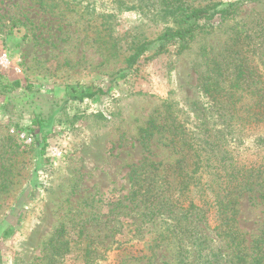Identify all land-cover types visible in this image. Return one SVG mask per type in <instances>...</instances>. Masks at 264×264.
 Here are the masks:
<instances>
[{
    "label": "rangeland",
    "instance_id": "374dc122",
    "mask_svg": "<svg viewBox=\"0 0 264 264\" xmlns=\"http://www.w3.org/2000/svg\"><path fill=\"white\" fill-rule=\"evenodd\" d=\"M192 1L241 6L219 35L156 56L152 43L129 64L134 45L174 27L162 0H0V82L22 84L0 87V264H147L152 234L128 219L141 220L144 193L132 178L181 160L171 124L193 136L212 128L199 81L206 53L229 48L224 32L238 30L264 74V0ZM238 146L243 158L263 154L251 138ZM241 210L240 228L260 235L264 205L244 200ZM163 254L156 263L177 264L169 247Z\"/></svg>",
    "mask_w": 264,
    "mask_h": 264
},
{
    "label": "trees",
    "instance_id": "16d2710c",
    "mask_svg": "<svg viewBox=\"0 0 264 264\" xmlns=\"http://www.w3.org/2000/svg\"><path fill=\"white\" fill-rule=\"evenodd\" d=\"M162 1V12L172 16L174 27L166 28L155 42L134 45L129 64L136 63L152 43L158 45L156 56L166 53L171 45L183 52L198 37L219 35L241 6V2L204 6L192 0ZM224 33L229 48L228 43L221 51L211 47L206 53L209 70L199 78L202 92L211 103V116L215 115L212 128H201L204 134L193 136L171 124L170 143L182 154L181 160L166 164L162 176L154 168L138 184V176L132 178L144 193L136 205H140L137 215L141 220L128 219L133 220L137 231L148 228L152 234L147 242L150 255L142 258L147 264L166 258L163 251L167 247L177 264H264V230L252 236L240 228L239 220L244 200L264 205V74L252 60L256 49L244 51L240 45V32ZM247 52L250 56L245 55ZM0 87L1 93L7 94L22 84L18 80L0 82ZM26 88L32 90L31 86ZM95 93L101 92H82L78 99L92 98ZM219 124L223 128L214 130ZM246 138L253 139L263 154L256 159L240 156L237 146ZM131 173L138 175L135 166ZM159 216L166 220L159 223ZM211 216L216 222L214 228L209 226ZM216 245H221L218 251Z\"/></svg>",
    "mask_w": 264,
    "mask_h": 264
},
{
    "label": "built area",
    "instance_id": "2783aa9c",
    "mask_svg": "<svg viewBox=\"0 0 264 264\" xmlns=\"http://www.w3.org/2000/svg\"><path fill=\"white\" fill-rule=\"evenodd\" d=\"M55 153H58V150L54 149ZM53 149L51 151H54ZM51 154H54L53 152Z\"/></svg>",
    "mask_w": 264,
    "mask_h": 264
}]
</instances>
